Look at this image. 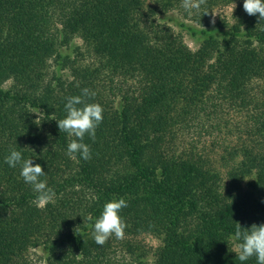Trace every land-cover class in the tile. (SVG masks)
Listing matches in <instances>:
<instances>
[{
    "label": "trees",
    "instance_id": "1",
    "mask_svg": "<svg viewBox=\"0 0 264 264\" xmlns=\"http://www.w3.org/2000/svg\"><path fill=\"white\" fill-rule=\"evenodd\" d=\"M233 2L232 24H209ZM145 3L0 0V264H257L239 261L230 237L236 223L264 224V19L243 0H206L193 24L172 19L199 38L191 50ZM84 88L104 109L95 140L84 137L87 161L67 154L76 138L56 122ZM231 112L245 121L222 145L224 177L197 144L222 134ZM13 149L41 165L53 203L39 206L21 166L4 162ZM121 197L124 238L97 245L89 224ZM142 234L159 245L148 249Z\"/></svg>",
    "mask_w": 264,
    "mask_h": 264
},
{
    "label": "clouds",
    "instance_id": "2",
    "mask_svg": "<svg viewBox=\"0 0 264 264\" xmlns=\"http://www.w3.org/2000/svg\"><path fill=\"white\" fill-rule=\"evenodd\" d=\"M205 2L206 0H182V7L190 13L193 9H199ZM235 7L233 3L231 15ZM243 9L250 16L259 14V18L264 19V0H243ZM95 95V92L84 88L81 95L68 97L64 105L66 116L56 121L60 131L76 138L67 147V154L72 158L79 153L84 161L91 159V146L83 142L84 137L87 135L93 141L95 140L96 129L103 121L104 112L99 103L86 102V97ZM4 162L12 168L21 166L20 176L37 193L36 201L39 206H46L55 201L54 190L48 187L46 179H41L46 176V173L40 164H33L31 158L24 159L21 151L15 149L10 151ZM127 206L128 202L123 197L104 204L100 216L94 224H89L97 245L103 246L113 235L117 239L124 238L127 224L120 213ZM91 219L89 216V220ZM236 225V230L230 239L239 242L236 253L239 261L243 262L255 256L257 264H264V224H253L249 228H242L239 223Z\"/></svg>",
    "mask_w": 264,
    "mask_h": 264
},
{
    "label": "rangeland",
    "instance_id": "3",
    "mask_svg": "<svg viewBox=\"0 0 264 264\" xmlns=\"http://www.w3.org/2000/svg\"><path fill=\"white\" fill-rule=\"evenodd\" d=\"M234 3V2H233ZM226 4V5H220V6H216L213 8L212 11V15L210 16L209 19V24H211L212 26H216V23L224 20L226 21L228 24H232L234 22V16L236 15V9L238 8L239 4L238 3H234L236 5L235 9L233 10V13L231 15V9H232V4ZM145 9L147 10V12H151V11H155V13H153L152 15L154 16V20L156 22H161V23H166L169 26H172L174 32H180L182 30H179L177 27H174L173 24V20L177 19L179 22H183V23H187V24H193V22L190 20V16L191 13L185 11V9L183 7H179L176 9H172L170 11H162L160 9V6L158 5V1L157 0H146L145 3ZM215 14V15H214ZM233 16V17H232ZM184 42L187 44V46L191 49V50H195L198 46L199 43V38L198 37H194L192 36L190 33H188L187 31H182L180 32ZM77 44H80V41H76ZM73 47V45H72ZM90 61L89 57H85L84 59V63H87ZM66 76L69 75V72H65L64 73ZM9 83H7L5 86H8ZM224 122L221 123V130H222V134H219V136L215 134L218 137L217 141L220 142V140L224 139L225 141H222L220 143V145L214 144L212 145L210 143V141H212L213 139H215V137H213L212 135H203L200 138V144H197L198 146H202L204 145L207 152L208 153V159L211 160V162L213 163L214 166H216V168L218 170H220L223 174V176L225 177V170L221 167V163L219 160V157L222 153V145H227V144H234L235 140H236V131L234 130V126L236 123H241L243 124L245 119L240 117V115L234 114V113H230L228 116H226L223 119ZM225 125V126H224ZM186 141H182L179 150L182 149L183 147L187 146V143L190 142L191 137H186L185 138ZM183 139V140H185ZM136 240H138L139 242H141L143 245H145L148 249H153L156 246L159 245V240L154 237L153 235L150 234H142L137 236ZM231 248L236 250L237 245L235 243L232 242ZM151 257H149L150 259Z\"/></svg>",
    "mask_w": 264,
    "mask_h": 264
}]
</instances>
